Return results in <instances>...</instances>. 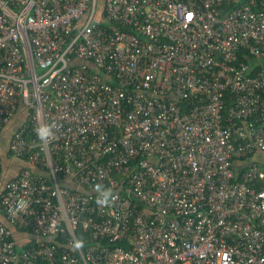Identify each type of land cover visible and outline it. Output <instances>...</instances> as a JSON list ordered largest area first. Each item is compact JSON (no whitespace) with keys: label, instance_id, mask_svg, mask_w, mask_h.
I'll return each mask as SVG.
<instances>
[{"label":"built area","instance_id":"built-area-1","mask_svg":"<svg viewBox=\"0 0 264 264\" xmlns=\"http://www.w3.org/2000/svg\"><path fill=\"white\" fill-rule=\"evenodd\" d=\"M261 5L0 0V264H264Z\"/></svg>","mask_w":264,"mask_h":264},{"label":"rangeland","instance_id":"rangeland-1","mask_svg":"<svg viewBox=\"0 0 264 264\" xmlns=\"http://www.w3.org/2000/svg\"><path fill=\"white\" fill-rule=\"evenodd\" d=\"M13 121V122H12ZM11 121V123L5 128L3 134H2V141H1V149H2V153L6 152L7 151V147L9 145V141L11 139V136L12 134L15 132V130L17 129V127L22 123V120L19 119V118H14L13 120ZM12 123H15L12 125ZM5 154H3V158L5 157L4 156ZM259 156L261 157V159H264V154H259ZM15 158V157H14ZM18 161V164H14L13 166L10 167V170L12 171V173L18 168V166H21L23 164L22 161L16 159ZM3 161V160H2ZM5 162L6 164L9 163L7 159H5ZM25 166V165H24ZM22 166L21 169L24 167ZM16 236V240L17 242L21 243V238H30V236L28 234H22L21 233V236L17 235V232L15 233Z\"/></svg>","mask_w":264,"mask_h":264},{"label":"clouds","instance_id":"clouds-1","mask_svg":"<svg viewBox=\"0 0 264 264\" xmlns=\"http://www.w3.org/2000/svg\"><path fill=\"white\" fill-rule=\"evenodd\" d=\"M53 127H54V125L41 123L35 129V132H36L38 139L42 142H49L54 136ZM96 191L101 193V198L98 199L97 203L100 205H107L109 203V196L111 195L110 191H105L101 185L96 186ZM79 246L80 245L77 244V247H79Z\"/></svg>","mask_w":264,"mask_h":264},{"label":"crops","instance_id":"crops-1","mask_svg":"<svg viewBox=\"0 0 264 264\" xmlns=\"http://www.w3.org/2000/svg\"><path fill=\"white\" fill-rule=\"evenodd\" d=\"M13 122V121H12ZM15 124V123H12V125ZM13 135V134H12ZM12 137V136H11ZM2 141V140H1ZM9 144H10V141H9ZM1 153H2V149H1ZM5 154L4 158L2 156V160H3V165H2V180L0 181V191L1 189L5 186L6 182L13 178L14 176L18 175L20 170H21V167L26 165L25 161L23 159H20V158H14L10 153H9V145L7 147V151L4 153H2V155ZM5 159L8 160L9 163L6 164L5 162ZM20 160L23 162V164L21 166H18V168L12 173V171L10 170V167L13 166L14 164H18V161L16 160ZM0 218L2 220H4L5 218L3 216L0 215ZM17 235H19V232L17 233Z\"/></svg>","mask_w":264,"mask_h":264},{"label":"trees","instance_id":"trees-1","mask_svg":"<svg viewBox=\"0 0 264 264\" xmlns=\"http://www.w3.org/2000/svg\"><path fill=\"white\" fill-rule=\"evenodd\" d=\"M243 2H249L250 0H242ZM257 1V8H259V9H263V7H262V5H261V2H262V0H256ZM231 6V3H225V6H224V9L225 10H227L229 7ZM245 60H246V58L245 57H243ZM241 172L243 171V169L242 168H240L239 169ZM14 231V234L16 233V232H19V231H15V230H13ZM80 233H82L83 234V232H80ZM79 233V234H80ZM15 236H16V234H15ZM85 237H88V234H85L84 235ZM88 242H90V240H88L87 242H86V240L85 239H83V244L85 245L86 243H88Z\"/></svg>","mask_w":264,"mask_h":264}]
</instances>
